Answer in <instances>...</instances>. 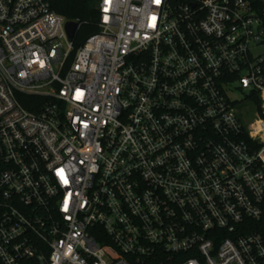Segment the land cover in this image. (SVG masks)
<instances>
[{
	"label": "built area",
	"instance_id": "built-area-1",
	"mask_svg": "<svg viewBox=\"0 0 264 264\" xmlns=\"http://www.w3.org/2000/svg\"><path fill=\"white\" fill-rule=\"evenodd\" d=\"M54 1L0 0V264H264V0Z\"/></svg>",
	"mask_w": 264,
	"mask_h": 264
},
{
	"label": "trees",
	"instance_id": "trees-1",
	"mask_svg": "<svg viewBox=\"0 0 264 264\" xmlns=\"http://www.w3.org/2000/svg\"><path fill=\"white\" fill-rule=\"evenodd\" d=\"M97 0H55L53 8L67 20L74 21L78 28L73 37L76 50L86 39L99 32Z\"/></svg>",
	"mask_w": 264,
	"mask_h": 264
},
{
	"label": "water",
	"instance_id": "water-1",
	"mask_svg": "<svg viewBox=\"0 0 264 264\" xmlns=\"http://www.w3.org/2000/svg\"><path fill=\"white\" fill-rule=\"evenodd\" d=\"M78 24L73 22V21H69L67 23V33L70 39H73L75 32L77 30Z\"/></svg>",
	"mask_w": 264,
	"mask_h": 264
},
{
	"label": "rangeland",
	"instance_id": "rangeland-1",
	"mask_svg": "<svg viewBox=\"0 0 264 264\" xmlns=\"http://www.w3.org/2000/svg\"><path fill=\"white\" fill-rule=\"evenodd\" d=\"M244 94L242 92H236L234 93L233 97L239 100H242Z\"/></svg>",
	"mask_w": 264,
	"mask_h": 264
}]
</instances>
